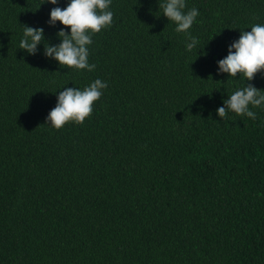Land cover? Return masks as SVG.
<instances>
[{"label": "trees", "instance_id": "obj_1", "mask_svg": "<svg viewBox=\"0 0 264 264\" xmlns=\"http://www.w3.org/2000/svg\"><path fill=\"white\" fill-rule=\"evenodd\" d=\"M42 2L0 0V264H264V110L215 115L244 86L216 61L264 0H186L191 52L160 0H112L91 72L18 48L23 25L67 31L46 23L67 0ZM96 78L91 114L49 126L56 93Z\"/></svg>", "mask_w": 264, "mask_h": 264}, {"label": "clouds", "instance_id": "obj_2", "mask_svg": "<svg viewBox=\"0 0 264 264\" xmlns=\"http://www.w3.org/2000/svg\"><path fill=\"white\" fill-rule=\"evenodd\" d=\"M42 3L57 5V0H43ZM111 3L112 0H67L63 8L54 6L49 10L46 23L55 26L58 21L66 26L67 31L61 27L56 33L59 42L49 44L41 27L23 25L18 48L34 55L37 46L42 45V55L59 66L91 72L95 68L88 60L91 37L112 24ZM159 8L160 14L173 23L174 31L184 34L185 51L200 49L198 38L188 31L199 15L198 10L193 7L185 11L186 0H160ZM226 53L216 61L217 75L226 74L227 79L243 77L244 86L235 88L223 99L215 109V115L222 119L228 113H234L255 119L256 112L252 108L264 110V89L250 82L257 73L264 76V24L255 23L248 31H240L238 37L227 44ZM106 86L107 81L96 78L83 88L63 87L56 93L55 105L48 111L46 122L55 129L69 121L82 123L91 114L93 102Z\"/></svg>", "mask_w": 264, "mask_h": 264}]
</instances>
